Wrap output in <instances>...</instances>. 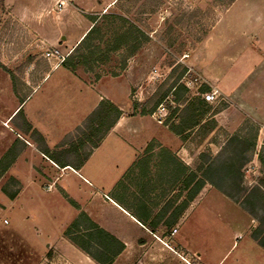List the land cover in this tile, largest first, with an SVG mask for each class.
I'll use <instances>...</instances> for the list:
<instances>
[{
  "label": "crops",
  "instance_id": "crops-1",
  "mask_svg": "<svg viewBox=\"0 0 264 264\" xmlns=\"http://www.w3.org/2000/svg\"><path fill=\"white\" fill-rule=\"evenodd\" d=\"M2 1L7 8L8 16L14 19V24L18 25L23 35L22 48L26 45L24 42H28L29 36L37 35L40 44L59 51L64 56L73 52L91 31L94 26L92 18L100 19L107 14H116L113 11L118 9L122 2V0ZM239 1L241 0H235L226 12L221 14L194 52L186 56L184 65L198 74L200 82L197 86L203 88V92L193 95L189 84L185 83L177 98L179 117L175 119V113H170L164 125L158 124L152 115L141 113L151 110L153 104L145 109L144 105L156 95L158 99L161 98L164 86L166 87L172 77L169 72L162 76L155 66L156 61L148 60L144 52L130 59L129 66L121 76L106 81L99 80L95 85L65 68L72 78L70 82L76 80L99 95L98 98L88 96L83 98L84 117L74 126L75 132L84 126L103 100L114 103L122 112L116 125L105 135L98 147L92 149L91 155L82 165L78 164V159L77 163H74L61 157L58 160L50 159L44 154L45 146L40 143L38 134L44 138L46 147L52 153L63 146L67 148L68 145L67 143L62 145V140L58 143L59 139L54 143L47 139L45 131L33 120L32 115L36 109L27 108L42 82L51 73L64 68L58 62L52 64L50 68L47 67L41 81L35 82L32 87L34 89H31L28 95L22 96L24 102L19 101L13 112L2 121L7 132H0V162L6 157L7 165L4 170L16 185L14 190L6 188L3 194L15 203L25 191L23 180L50 181L51 184L44 185L45 192L55 191L56 186L62 196H68L76 204H72L65 197L75 212L68 227L73 228L80 215L85 214L100 230L124 245L123 250H119L118 244L106 249L110 243L108 238L90 229L88 223L82 222L79 226L81 231L75 230L74 235H77L78 241L84 244L99 242L101 247L98 248L101 253H97L95 248L91 250L101 259L112 258L110 264H196L195 255L191 256L195 261L193 263L189 259V253L186 254V236L180 234L185 232L186 219L198 208L201 203L199 201L205 200L212 192L223 196L224 194L206 184L193 201L186 202L187 194L194 185L192 183L186 188V177L192 173L201 177L199 169L202 165V156L218 161L229 141L240 133L246 136L245 139H238L233 143L230 152L233 153L234 149L241 145L246 149L247 164H251L255 158L260 161L261 150H258V140L256 154L249 152V148L255 143L252 136L251 139L247 137L249 124L235 126L230 120L227 129L222 121L225 114L231 115L230 118L237 114L239 118L246 115V118L251 119L259 129L264 128V10L261 11L259 5H255V2L259 1H263L264 4V0H251L254 5L249 8L252 11L248 14V27L244 28H237L231 20H226L228 11ZM59 4H63L61 10ZM53 13L56 17L50 16ZM76 88L77 93L74 92L76 95L83 93L81 86ZM132 91H135L134 95ZM213 91L218 92L217 100L214 103L204 101L203 95ZM13 95L18 98L14 92ZM163 102L165 101L163 100L160 105ZM221 103L223 104L220 105ZM24 104L21 113L26 122L18 129L12 128L10 120L16 114H20L19 110ZM134 104H138L137 108H134ZM192 119L199 121V125L189 129L186 125H192ZM172 127L177 128V132L172 130ZM30 132L38 133L36 134L38 141L29 137ZM67 132L66 136L72 134L71 131ZM192 137L196 143L190 141ZM5 142L6 144H3ZM108 144L120 149L122 153V156L115 158L113 162L105 156L97 158L99 152ZM29 151L35 156L38 155L42 162L36 164L37 162L27 155ZM76 151L74 156L78 157L80 150ZM68 172L75 175L88 189L85 193L80 191L84 190L82 187L78 191L80 194H86L85 199L77 200L68 192V188L70 189L68 183L61 184ZM261 172L264 177L262 168ZM233 205L247 217L242 228L264 253V247L253 237V233L259 227L264 231V225L260 226L259 223L258 226H254L255 214L251 215L237 203ZM261 215L264 217L262 212L256 216L262 218ZM6 222L4 221L5 224ZM175 230L176 233H173ZM263 236L264 232L261 238ZM237 237L241 239L242 234L238 233ZM63 240L62 243L68 245L71 250V257L61 252V245L53 248L59 258H66L68 264H100L72 242L65 233Z\"/></svg>",
  "mask_w": 264,
  "mask_h": 264
},
{
  "label": "rangeland",
  "instance_id": "rangeland-1",
  "mask_svg": "<svg viewBox=\"0 0 264 264\" xmlns=\"http://www.w3.org/2000/svg\"><path fill=\"white\" fill-rule=\"evenodd\" d=\"M229 2L230 0H122L118 5L119 8L113 11L129 19L149 35L150 41L138 53L144 52L148 60L156 61L155 66L158 67L162 76H165L167 72L170 73L172 78L167 84L165 83L166 87L164 86L163 94L160 95L161 97L165 95V102L162 105L169 108V113L175 112V119L179 117L180 110L177 103L178 94L185 83L189 84L191 94L203 92V88L200 89L197 86L200 82L198 74L184 65L186 56L194 52L201 42L198 39L209 33L221 14L223 15L230 7ZM253 5L251 0L237 2L228 11L226 20H231L237 28L248 27V14L252 11L249 8ZM255 5H259L261 11L264 10L263 1L255 2ZM153 10L155 13L150 14ZM54 13L50 16L56 17ZM14 22V19L7 14L4 1L0 0V63L8 70L0 68V132H7L2 121L13 112L19 101H23L22 96L28 95L34 89H32L34 83L41 81L45 70L58 62L56 58L45 57L47 52L56 50L40 44L37 35L29 36L28 42H24L27 46L22 48L23 35ZM99 24L102 26L101 37L104 36L106 42L112 37L113 26L103 21ZM94 44L105 48V44L100 42L99 38ZM69 55L63 56L66 59ZM126 57L127 53L123 50L111 54L106 62L98 63L93 69L79 66L75 74H79L92 85L102 79L106 81L118 78L129 66L131 58L128 60L126 69H122ZM11 74L15 76L14 82ZM70 79L72 78L65 68L51 73L34 92L33 99L27 108L36 109L32 115L33 120L45 131L47 139L53 143L59 139L58 143L62 140V145L66 143L68 145L67 148H63L64 146L60 148V152L58 150L52 153L49 150V157L57 160L61 157L63 160L77 163L76 159L79 156H74L77 151L73 146L71 147V141L81 136L73 129L84 117L83 98L87 96L98 98L99 95L76 80L70 82ZM80 86L83 93L76 95V87ZM13 92L18 98L13 95ZM134 93L135 91H132V95ZM203 100L205 101L204 98ZM24 106L25 104L20 110ZM16 115L10 122L12 128L18 129L26 120L23 113ZM230 116L225 114L222 117V121L226 124L224 126L228 129L227 124L230 120L235 126H242L249 121L247 137L251 139L252 136L253 139L257 125L246 118V115H241L240 118L238 114L232 118ZM17 131L20 132V130ZM67 131H71L72 134L66 136ZM20 133L24 135L23 132ZM29 137L38 141L34 132ZM257 140L258 150H261V154L264 155V148H262L264 128L262 130L258 128ZM190 141L196 143L194 137ZM90 149L91 146L86 147L84 154ZM27 155H30V158L37 162L36 164L42 162L40 157L35 156L31 151ZM101 156L108 157L107 159L113 162L115 158H120L122 153L120 149L108 144L102 152H99L97 158ZM2 161L0 166V264H68L66 258H59L58 254H55L54 248L61 245V252L71 257L68 245L62 243L64 233L66 234L71 228L68 224L75 215L70 203L60 191L58 192L56 186L55 191L45 192L44 185L51 182H40L38 179L23 180L25 191L20 199L13 203L3 194V191L6 188L14 190L16 185L4 170L7 165L6 157ZM261 168L262 165L256 158L251 164L245 165L242 174L243 185L247 189L260 184L263 178ZM34 180L35 183H33ZM63 183H68L70 186L68 192L77 200L85 199L84 193L88 189L75 175L68 172L61 184ZM80 188L82 189L80 191L84 193L78 192ZM199 202L201 203L198 208L186 219L185 232L180 234L186 236V254L189 253L191 262H195L191 257L195 255L194 259L201 264H264L262 249L242 228L247 217L233 205L235 202L217 192L210 193L205 200ZM249 213L252 215L251 210ZM255 217L254 226H258L262 221L256 215ZM260 217L263 218V215ZM4 221H7L6 224ZM259 225L262 226V223ZM238 233L242 234L241 239H238ZM74 236L77 237V235ZM197 262L195 263L199 264Z\"/></svg>",
  "mask_w": 264,
  "mask_h": 264
},
{
  "label": "trees",
  "instance_id": "trees-1",
  "mask_svg": "<svg viewBox=\"0 0 264 264\" xmlns=\"http://www.w3.org/2000/svg\"><path fill=\"white\" fill-rule=\"evenodd\" d=\"M234 1L235 0H230L229 5H231ZM153 13H155V10H153L150 14ZM92 20L94 22V26L91 31L88 33L85 39L77 46V48L62 63V66L64 68L70 70L73 73L76 72L79 66H84L86 68L89 67L93 69L98 65V63L106 62L111 54H115L123 50L127 53V57L125 61H123L122 69H126L128 60L135 56L143 48V46L150 41L149 35L142 28H140L138 25L134 24L132 21L119 14H107L102 16L100 19L92 18ZM100 21L108 22L110 25L113 26L112 37L106 42L104 41V36L101 37L102 26L99 24ZM207 34L208 33L204 34L201 38L198 39V41H202L207 36ZM98 38L100 42L105 44V48H102L100 45L96 46L94 44V42ZM0 68L4 69L5 71H8L7 68H5V66L1 63ZM11 77L12 81L14 82L15 76L11 74ZM164 96L159 99L157 98V95L152 97L144 105V109L145 107L150 106L152 104L153 107L150 111H142L141 114L152 115L164 100ZM137 105L138 104H134V108H137ZM21 111L22 110H20L19 113H21ZM174 113L175 112H173V114ZM121 116L122 112L114 103L108 100H103L100 103L98 109L86 120V122L84 123V127H81L77 130L81 136H79L76 140L71 141L72 146L76 150H80L78 154V164L82 165L83 163H85V161L91 155L92 149L98 147L99 143L102 141L105 135L116 125ZM247 123L249 124V121ZM197 125H199V121L192 119V125H186V127L192 129ZM172 130L177 132V128L175 127H172ZM38 136L40 138V143L45 146L44 154L49 157V150L45 145L44 138L39 134ZM245 137V135L240 133L235 136L231 141H229L227 147L223 150L220 157H218L220 159H218V161L211 160L205 155L202 156V165L199 169L201 177H198V175H196L195 173H192L191 176L186 177V188L190 187V185L194 183L192 189L187 194L186 202L193 201L198 196L199 191L204 187V185L209 184L218 189L222 194L230 198L233 202L239 204L242 209L250 211L249 207H251V212L253 215H258L261 212L264 213V177L258 186H255L253 189L248 190L243 185L244 176L241 173L244 166L248 163V160L245 157L246 149L240 145L239 147L234 149L233 153H231L229 150L233 143H235L238 139H245ZM257 138L258 128H256V132L253 134V139L255 143L253 144L252 148H249V152L252 151L253 155L256 154ZM88 146H91V149L84 154L83 151ZM49 158L51 159V157ZM259 160L261 161L262 171L264 172V155L261 153L259 154ZM2 162L3 161L1 160L0 166ZM59 163L62 164L61 162ZM65 197L68 198V196ZM68 200L72 204L76 205L69 198ZM259 220L262 221L261 223L262 225H264V217L260 218ZM82 222L88 223L90 229L98 231L102 235H105L106 238H108L110 243L107 244L106 249H109L113 244H118L119 250H123L124 245L117 242L108 233L100 230L98 226L91 222L85 214H81L80 218L74 224V227L70 228L67 231L66 236L70 240H72V242H74L76 245H78L84 251L90 254L97 262H99L100 264H110L112 262V258L101 259L98 254L93 253V251L91 250L92 248H95L94 250L97 253H101L98 248L101 247L99 242L95 244L85 242L84 244L78 241L77 237L73 236L75 230L81 231L79 229V226H81ZM263 232L264 231L262 230V228L259 227L253 233V237L262 247H264V236L261 238Z\"/></svg>",
  "mask_w": 264,
  "mask_h": 264
},
{
  "label": "built area",
  "instance_id": "built-area-1",
  "mask_svg": "<svg viewBox=\"0 0 264 264\" xmlns=\"http://www.w3.org/2000/svg\"><path fill=\"white\" fill-rule=\"evenodd\" d=\"M62 7H63V4H59V10H61ZM45 57L48 59L56 58L59 62L58 64H62L65 61V57L61 55L58 51L47 52ZM203 98L208 103H214L218 98V92L213 91V92L204 94ZM169 115H170L169 108L165 105H160L158 109L152 114V117L158 124L164 125ZM173 233H176V230Z\"/></svg>",
  "mask_w": 264,
  "mask_h": 264
}]
</instances>
